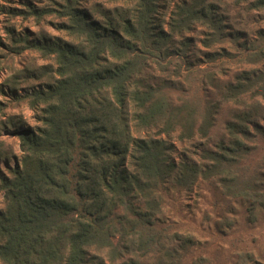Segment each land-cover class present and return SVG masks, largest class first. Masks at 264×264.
I'll list each match as a JSON object with an SVG mask.
<instances>
[{"label":"trees","instance_id":"obj_1","mask_svg":"<svg viewBox=\"0 0 264 264\" xmlns=\"http://www.w3.org/2000/svg\"><path fill=\"white\" fill-rule=\"evenodd\" d=\"M166 1L3 11L39 30L0 35V264H264L197 253L180 217L204 198L211 234L264 218V0Z\"/></svg>","mask_w":264,"mask_h":264},{"label":"rangeland","instance_id":"obj_2","mask_svg":"<svg viewBox=\"0 0 264 264\" xmlns=\"http://www.w3.org/2000/svg\"><path fill=\"white\" fill-rule=\"evenodd\" d=\"M33 1L35 3H38L44 0ZM25 2L26 0H0V6H5V8L0 7L2 8L0 9L1 36H5L4 26L5 23H7V20L15 23L18 30L29 32V34H33L35 31L39 30V26L35 24L32 18L25 19L20 16H15L12 18L11 16H7L8 14L3 13V11L10 7H22ZM166 5V11L168 12L171 6V0H167ZM46 28L52 33H57L56 30L49 25L46 26ZM18 59L19 58H15L14 61H17ZM7 75L8 72L6 70L0 73V85L4 81L5 77H7ZM0 88H2V86H0ZM7 98L8 94L0 93V101H4V99ZM8 111L23 113L28 125L31 126L35 124L34 115L32 111L28 108V106L25 104L9 108ZM2 137L6 141L13 143L16 155H20L18 142H15L13 136L7 133H3ZM175 155L177 156L178 154L176 153ZM8 165L13 166L14 160H10L9 163H5L4 161L0 162V169L4 170ZM203 188H205L204 190L207 195L210 196V187L208 185H205ZM1 201L2 196L0 194V205ZM188 203L190 207L193 208V211L186 207L184 202V204L182 205L183 212L180 213V217L183 218V225L196 231L198 237L200 238L201 246L197 248V253H204L206 255L211 256L215 263L224 262V259H229L235 250L241 249H251L256 254L264 255V218L253 226H248L246 225V223H244L243 220H240L238 228L231 231L227 235H223L221 233L211 234L208 230L209 224H207L206 222L205 224L201 223L202 213L199 211L200 209H205L209 212L212 210L209 206L208 200L203 198L202 201L199 203V206L195 203L193 198L192 200H188Z\"/></svg>","mask_w":264,"mask_h":264}]
</instances>
